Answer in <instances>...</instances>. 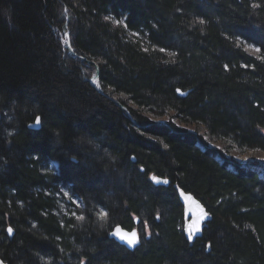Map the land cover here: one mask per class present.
<instances>
[{
  "label": "trees",
  "instance_id": "1",
  "mask_svg": "<svg viewBox=\"0 0 264 264\" xmlns=\"http://www.w3.org/2000/svg\"><path fill=\"white\" fill-rule=\"evenodd\" d=\"M58 1L0 0V259L264 264V175L197 143L205 127L227 150H264V0H63L79 56L63 47ZM175 185L212 215L194 242ZM61 186L85 200L83 219L54 212ZM136 218L151 234L135 250L109 237Z\"/></svg>",
  "mask_w": 264,
  "mask_h": 264
},
{
  "label": "rangeland",
  "instance_id": "2",
  "mask_svg": "<svg viewBox=\"0 0 264 264\" xmlns=\"http://www.w3.org/2000/svg\"><path fill=\"white\" fill-rule=\"evenodd\" d=\"M57 11L59 13L60 18L64 21V26H63L64 28H63V30L60 33V37H61V40H62L63 47L66 48L69 51V53L73 54L74 56H79L75 52L74 48H73L74 51H71L67 47V44H66V42H67L66 31L68 29L70 30V24H71V21H72V18H73V13H72L70 7L63 0H59L58 1ZM69 17H70V19H69L70 21L67 24V21H68V18ZM67 26H68V29H67ZM70 38H71V30H70ZM242 44L245 47V49H247L249 52H251V53H253L255 55H258L259 54V48L256 45L251 44V43H247L245 41H243ZM81 58L84 59L83 56H81ZM97 71H99V69H97L94 73H92V76L90 77V80L97 73ZM98 82H99V86L101 87V85H100V76H99ZM90 83H91V81H90ZM92 86H94V85L92 84ZM94 88H95V86H94ZM101 89H102V87H101ZM103 94H106V93L104 92ZM111 98H112V100L115 101V103L116 102H120L122 104L121 106H122L123 110H125L126 113L129 116H132L131 111L129 110V108L126 105H124L121 101H119L115 97H111ZM169 118H170L169 117V114H166V115H164V116H162L160 118H157V121H162L164 123V122H168V119ZM133 121L134 122H137L136 119H133ZM173 121H175L178 125L179 124L180 125H184L181 121H179L176 118L173 119ZM188 129H189V132H190V130H195L196 132L199 131L198 133L199 134H202L204 136V138L207 139L208 142L206 144V143H204L199 138V140H198L197 143L201 147H202V145L203 146H206L207 145L209 148L215 150V152H216V158L219 161H221V162H224V161L227 160L228 161V164H229V168L234 169L235 166H236V163L238 162L237 164H239L240 166H247V167H249V166H255L258 169L259 173L261 175H264V150H261V149H248V150H245V151H241V150H239L238 148H235V147H231V148H229V150H227L226 149L227 147L225 146V143L224 142H222L221 140H213V139H210L207 136V129L205 127H202L201 129H199L197 131L196 130V127L193 126V125H191L190 127H188ZM217 151H220L221 156L217 153ZM58 169H59L58 162L52 161L51 164H50V166H49V169L48 170L49 171H52L54 173L55 171H58ZM105 174L108 175V172L106 171ZM48 192L50 193V191H48ZM54 196L57 199V204H58L57 205L58 208L54 212L56 214H58V216H68V217L69 216H76L77 218H80V219H83L85 217V214H82V213L80 214L79 213V210H82V209H84L86 207L85 200L81 196H79L78 194L72 193L71 190H70V188L65 187V186H61L60 189H59V191L57 193H55ZM93 205H94V203L90 200V206H89V208L91 207V210L94 211ZM97 209H98V213H97L98 218L100 220H105L108 217V211L104 207H98ZM102 214H104V215H102ZM136 220H137V218L135 219V225H136V227L132 228L131 230H133V229H137L138 230V234H139V237H140V241L142 242V240L145 239L146 237L147 238L150 237V234H151V232L149 230L150 223L149 222H145L143 220L142 221V223H143L142 225L143 226L141 227L140 221H139V223H136ZM139 220H140V218H139ZM117 225H121V224H115L112 227V229L109 232V237L110 238H112L110 236V233L114 230V228ZM112 239H114V238H112ZM141 242H140V244H141Z\"/></svg>",
  "mask_w": 264,
  "mask_h": 264
},
{
  "label": "water",
  "instance_id": "3",
  "mask_svg": "<svg viewBox=\"0 0 264 264\" xmlns=\"http://www.w3.org/2000/svg\"><path fill=\"white\" fill-rule=\"evenodd\" d=\"M68 9V8H67ZM71 17V16H70ZM67 21V24L69 23V19ZM68 29V26H67ZM66 36H67V47L71 50H73V47L71 45V38H70V30L68 29L66 31ZM100 72L97 71V73L91 78V83L95 86V88L101 92L104 93V91L101 89V87L99 86V75ZM179 93L182 95H187L188 92H182L181 90H179ZM118 105H122L120 102H116ZM165 124H169L168 122H164ZM33 125H35V122L33 124H31L32 128L35 129H39L41 127V123L39 126L33 127ZM191 133L195 134L198 136L197 132L195 130H190ZM217 153L221 156L220 152L217 151ZM135 160V158H133ZM142 170H144V168H141ZM154 177V176H152ZM157 177V180H153V183L156 186H169L171 183V180L169 178H164L161 176H155ZM164 181H167V183H165ZM177 191H178V196L180 199V202L183 205L184 208V216H185V223H184V233L186 235V237L188 238V236L191 234L192 239H188L191 242L196 241L199 237H201L203 235L204 229L206 224L212 219V215L208 209V207L203 203V201L201 199H199L194 193L190 192V191H186L185 189H183L182 187L175 185ZM202 213H207V216L204 219H200ZM139 218H137L136 223H139ZM198 223V230H196V226ZM191 226V227H190ZM116 230H120L121 232H126L128 234H131L133 232H136L138 234V230L137 229H133V230H128L126 228H124L122 225H117L114 230L110 233V236L112 238H114L116 241H118L119 243H121L122 245L126 246L128 249L130 250H135L139 245H140V237L138 239V243L135 246H129L125 241L120 240L119 238H117L116 236L112 235V233H114ZM13 234V232L11 233ZM139 236V234H138ZM2 260V259H0ZM4 262V264H9L8 262L2 260Z\"/></svg>",
  "mask_w": 264,
  "mask_h": 264
},
{
  "label": "snow or ice",
  "instance_id": "4",
  "mask_svg": "<svg viewBox=\"0 0 264 264\" xmlns=\"http://www.w3.org/2000/svg\"><path fill=\"white\" fill-rule=\"evenodd\" d=\"M40 123H41V118L39 116H37L36 120H35V125H33V127L39 126ZM152 179L155 181V180H157V177L154 176V177H152ZM164 182L167 183V181H164ZM102 215H104V214H102ZM206 216H207V213H202L200 219L202 220ZM196 230H198V223L196 226ZM7 231L9 234H11L13 232V229L11 227H9ZM112 235L116 236L117 238H119L122 241H125L129 246H135L138 243V239H139V236L136 232L128 234L126 232H121L120 230H116L114 233H112ZM188 239H190V240L192 239L191 234L188 236ZM0 264H4V262L2 260H0ZM81 264H83V262H81Z\"/></svg>",
  "mask_w": 264,
  "mask_h": 264
},
{
  "label": "bare ground",
  "instance_id": "5",
  "mask_svg": "<svg viewBox=\"0 0 264 264\" xmlns=\"http://www.w3.org/2000/svg\"><path fill=\"white\" fill-rule=\"evenodd\" d=\"M71 41V40H70ZM72 45V44H71Z\"/></svg>",
  "mask_w": 264,
  "mask_h": 264
}]
</instances>
